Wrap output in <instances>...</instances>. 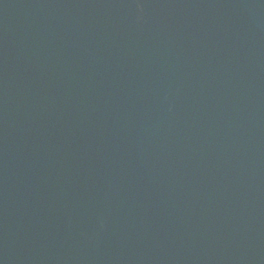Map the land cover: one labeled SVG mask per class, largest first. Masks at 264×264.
Returning a JSON list of instances; mask_svg holds the SVG:
<instances>
[{
	"label": "water",
	"instance_id": "water-1",
	"mask_svg": "<svg viewBox=\"0 0 264 264\" xmlns=\"http://www.w3.org/2000/svg\"><path fill=\"white\" fill-rule=\"evenodd\" d=\"M0 264H264V0H0Z\"/></svg>",
	"mask_w": 264,
	"mask_h": 264
}]
</instances>
